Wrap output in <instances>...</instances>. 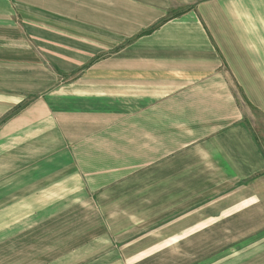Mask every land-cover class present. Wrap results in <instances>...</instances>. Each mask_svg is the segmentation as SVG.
Listing matches in <instances>:
<instances>
[{
    "label": "crops",
    "instance_id": "crops-1",
    "mask_svg": "<svg viewBox=\"0 0 264 264\" xmlns=\"http://www.w3.org/2000/svg\"><path fill=\"white\" fill-rule=\"evenodd\" d=\"M0 264H264V0H0Z\"/></svg>",
    "mask_w": 264,
    "mask_h": 264
}]
</instances>
